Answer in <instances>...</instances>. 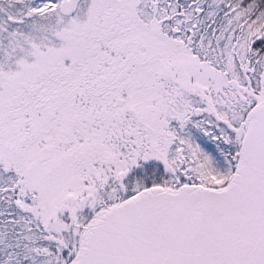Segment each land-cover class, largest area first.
<instances>
[{
  "label": "snow or ice",
  "instance_id": "6c2138e0",
  "mask_svg": "<svg viewBox=\"0 0 264 264\" xmlns=\"http://www.w3.org/2000/svg\"><path fill=\"white\" fill-rule=\"evenodd\" d=\"M0 264H264V0H0Z\"/></svg>",
  "mask_w": 264,
  "mask_h": 264
}]
</instances>
